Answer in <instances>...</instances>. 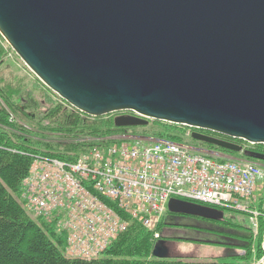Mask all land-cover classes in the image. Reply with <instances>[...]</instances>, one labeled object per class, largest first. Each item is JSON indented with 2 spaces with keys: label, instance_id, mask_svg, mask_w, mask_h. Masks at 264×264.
I'll list each match as a JSON object with an SVG mask.
<instances>
[{
  "label": "water",
  "instance_id": "1",
  "mask_svg": "<svg viewBox=\"0 0 264 264\" xmlns=\"http://www.w3.org/2000/svg\"><path fill=\"white\" fill-rule=\"evenodd\" d=\"M0 35L88 116L122 112L117 127L185 125L193 139L237 152L197 130L264 144V0H0ZM168 211L223 217L174 198ZM151 254L174 256L166 239Z\"/></svg>",
  "mask_w": 264,
  "mask_h": 264
},
{
  "label": "built area",
  "instance_id": "2",
  "mask_svg": "<svg viewBox=\"0 0 264 264\" xmlns=\"http://www.w3.org/2000/svg\"><path fill=\"white\" fill-rule=\"evenodd\" d=\"M109 139H96L74 161L41 158L25 181L30 211L63 216L71 249L85 257L124 227L116 209L148 229L156 227L172 197L245 210L239 199L251 196L263 177L252 162L219 160L177 142Z\"/></svg>",
  "mask_w": 264,
  "mask_h": 264
},
{
  "label": "trees",
  "instance_id": "3",
  "mask_svg": "<svg viewBox=\"0 0 264 264\" xmlns=\"http://www.w3.org/2000/svg\"><path fill=\"white\" fill-rule=\"evenodd\" d=\"M3 43L0 37V64L5 51ZM15 74L10 72L4 76L0 73V264H154L151 257L152 233L125 213L122 215L128 221L127 228L100 257L91 260L67 257L64 237L56 235L52 227L43 221L34 220L18 200L22 181L28 175L35 154L74 160L90 145L91 141H78L86 136L96 138L132 130L131 133L142 136L187 143L190 139L186 135L189 128L157 120H151L142 126L115 127L114 113L97 117L86 116L70 108L37 78L28 87L26 81ZM39 90H42V97L44 100L48 98V102H45L42 111L36 112L41 106ZM15 112H19L20 117L28 122H25L26 125L31 127L18 121H10L11 114ZM198 131L236 142L243 148L264 152V144L252 145L217 133ZM43 133H59L68 141H50ZM212 147L230 153L226 149ZM258 198V210L264 213V189ZM231 218L219 221L224 228L222 234L227 236L233 235L228 230L231 229L230 226H238ZM162 226L163 221L158 230L161 231ZM240 227L243 228L242 225ZM251 236V232L242 235L249 239ZM244 248L246 255L240 259L248 261L252 257V249L250 245ZM259 250L255 251L258 258L263 253Z\"/></svg>",
  "mask_w": 264,
  "mask_h": 264
},
{
  "label": "rangeland",
  "instance_id": "4",
  "mask_svg": "<svg viewBox=\"0 0 264 264\" xmlns=\"http://www.w3.org/2000/svg\"><path fill=\"white\" fill-rule=\"evenodd\" d=\"M1 37V35H0ZM2 38V37H1ZM4 41V40H3ZM2 47L5 48L4 54L2 55V63L0 64V73H2L4 76L8 75L10 72H12L13 74H17V77H21L24 81H26V85L28 87L32 86V83L34 81H36V77L33 75V73L31 71H29V69L23 64V62L17 57V55L12 51V49L6 44V42L4 41V43L2 44ZM3 48V49H4ZM15 74V75H16ZM39 96L41 99V106L39 108H37L36 112L42 111L43 110V106L45 105V102H48V98H46L45 100L42 97V90H39ZM55 97V96H54ZM53 97V98H54ZM55 99V98H54ZM32 113H35L34 111H32ZM11 118L14 119V122L18 121L23 123L24 125H26L25 119H22L19 115V112H15L11 114ZM12 121V120H10ZM28 123V122H27ZM31 127L30 125H26ZM130 130V134H131ZM44 134V133H43ZM132 134H136L137 133H132ZM48 137V140L50 141H54V142H65L68 141L63 135L59 134V133H52V134H44ZM188 137L190 138L189 140L192 141L191 136L188 135ZM75 141V140H72ZM239 158L236 157H232L234 159H241L240 157L243 158L242 154H239ZM40 155L35 154L33 156L34 159L39 158ZM42 160V159H41ZM253 161V160H252ZM255 163H257L256 161H253ZM263 172H264V168ZM264 187V179L263 181L258 185V189L255 191V195H253V197L250 200V203L252 202V205H248V207H250V209L248 211H246L245 213L240 212V211H227L226 216H230L234 219V222L238 224V226H230L231 232H234V239L235 241H237V247L235 248H230L229 251L232 252L234 255H239L240 256H245L246 255V249L244 247H246L247 245L251 246L252 251L250 253H252V257L249 258L248 261H246L248 264L253 262L254 264H262V256L261 257H257L255 255V251H257V249L260 251V253H264V213L259 217L256 218L255 221L253 220V218H250L249 215H254L253 212H256L257 214L260 212L258 211V199L256 200L257 196L256 194H258ZM169 219V218H168ZM253 222V226L252 229L251 228H241L240 225H244L246 227H249L251 224V221ZM173 222H176L177 224H196V225H203L204 223H199L197 220L191 219V218H176L173 220ZM173 226L174 228L170 229L169 226H165L162 228L164 229L163 234L165 235H169V236H178V235H183L182 230H185V227L183 228L181 226ZM184 225V226H185ZM182 227V228H181ZM188 230V228H186ZM228 229V226H227ZM181 231V232H180ZM247 232L250 233L251 232V239L246 238V237H242L241 235H238L236 233H243V232ZM175 232H179L180 234H175ZM187 235H190L191 237H196V236H200L196 233H194L193 229L190 228V230L187 231ZM196 235V236H195ZM171 236V237H172ZM203 236V235H202ZM201 236V237H202ZM232 236V235H230ZM218 238V234L217 233H213L210 238ZM173 244L171 245V248H173V250L175 252H181V254L186 255L189 259L191 260H195L194 258H196V260H202V261H206V260H210V257H217L220 255H223L224 251L226 250L225 245H215V244H205V243H198V242H194V241H184L182 239H173L172 240ZM241 247V248H238ZM259 246V247H258ZM186 253V254H185ZM199 257V259H197ZM195 260V261H196Z\"/></svg>",
  "mask_w": 264,
  "mask_h": 264
},
{
  "label": "flooded vegetation",
  "instance_id": "5",
  "mask_svg": "<svg viewBox=\"0 0 264 264\" xmlns=\"http://www.w3.org/2000/svg\"><path fill=\"white\" fill-rule=\"evenodd\" d=\"M192 145H194V147L196 148H199V149H202L203 151H207V152H211V151H215L213 150L212 148L208 147L206 148V146L204 145H200V143L198 142H195L193 141L192 142ZM252 151L254 152H257L259 154H262L264 155V152H260L256 149H252ZM212 153V152H211ZM231 157H236V158H239V154L238 155H235L233 153H230L229 154ZM242 158V157H240ZM257 162V164L259 166H261L262 168H264V160H255ZM210 224H206V225H202V226H199L198 228H195L193 229L194 233L200 235L199 237L196 236V237H191L190 235H187V231L190 230V229H186V225L184 226L183 224V228L185 227V230H182L183 232V235H178L180 234L179 232H175V234H177L178 236H175L176 238H180L184 241H194V242H198V243H205V244H215V245H225V248L226 250L224 251L223 255H220V256H217L216 258H228V255H231L232 252L229 251L230 248H235L237 247V241H235L234 237L233 236H227V235H224L222 234V231L224 228H222L221 226H219V224H216V223H211L209 222ZM181 227V228H182ZM181 232V231H180ZM215 234L217 233L218 234V238H210V236L212 234ZM203 235V236H202ZM202 236V237H201ZM170 240V246L173 244L172 240L173 239H169ZM172 253L175 255H177L178 257L176 258H172V259H168V260H162L160 262H158L157 264H178V263H184V264H189L190 262L188 260H191L189 259L186 255L184 254H181V252H175L172 248ZM186 254V253H185ZM196 259V258H194Z\"/></svg>",
  "mask_w": 264,
  "mask_h": 264
}]
</instances>
